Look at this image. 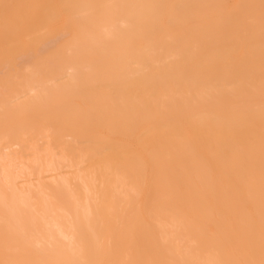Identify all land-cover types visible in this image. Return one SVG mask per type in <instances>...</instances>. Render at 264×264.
I'll return each instance as SVG.
<instances>
[{"label": "bare ground", "instance_id": "obj_1", "mask_svg": "<svg viewBox=\"0 0 264 264\" xmlns=\"http://www.w3.org/2000/svg\"><path fill=\"white\" fill-rule=\"evenodd\" d=\"M262 260L264 0H0V264Z\"/></svg>", "mask_w": 264, "mask_h": 264}, {"label": "snow or ice", "instance_id": "obj_2", "mask_svg": "<svg viewBox=\"0 0 264 264\" xmlns=\"http://www.w3.org/2000/svg\"><path fill=\"white\" fill-rule=\"evenodd\" d=\"M5 7H7V5H5ZM261 264H264V260L261 261Z\"/></svg>", "mask_w": 264, "mask_h": 264}]
</instances>
